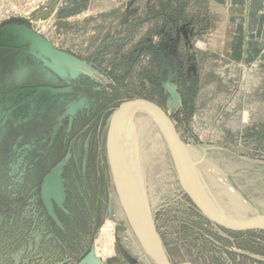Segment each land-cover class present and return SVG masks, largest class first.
Instances as JSON below:
<instances>
[{
  "label": "rangeland",
  "instance_id": "374dc122",
  "mask_svg": "<svg viewBox=\"0 0 264 264\" xmlns=\"http://www.w3.org/2000/svg\"><path fill=\"white\" fill-rule=\"evenodd\" d=\"M12 22L48 38L79 74L64 79L30 48L0 47V264H94L92 251L99 264H155L128 231L110 154L114 113L136 98L163 108L180 140L264 210V1L0 0V28ZM166 155L147 180L168 262L264 264V229L211 221L170 146ZM61 163L58 223L44 189ZM108 222L114 252L102 256Z\"/></svg>",
  "mask_w": 264,
  "mask_h": 264
},
{
  "label": "bare ground",
  "instance_id": "6f19581e",
  "mask_svg": "<svg viewBox=\"0 0 264 264\" xmlns=\"http://www.w3.org/2000/svg\"><path fill=\"white\" fill-rule=\"evenodd\" d=\"M69 65L75 69L79 68V65L72 63V61H69ZM87 68L84 70H88ZM175 99L178 104L180 99L177 95H175ZM117 115V118H113L112 121V132L109 140L113 170L116 183L120 189L119 198L123 210H126L125 216L127 218L125 221L129 224L128 231L132 235L138 232L141 239L139 244L142 245L148 259H152L157 264L149 251V246L153 243L159 248L161 257L166 264H170L166 259L162 244H160L158 233L153 227L152 204L148 187L151 176L149 175V180H147V171L156 166V160L159 159L161 162L167 157V148L170 146L176 158L178 175L182 177L176 142L164 117L152 106L143 103L128 104ZM183 156H185L183 169L186 171V183L196 199L210 212H214L227 222L238 225L264 221V210L258 209L239 192L236 185L228 177L229 175L220 170L219 164L214 158L207 162L204 157L202 158V153L197 147L187 146L184 142ZM202 162L208 168V170L206 169L207 173L201 170L200 164ZM163 164L165 165V163ZM197 164L201 174L196 169ZM150 173L153 174L151 171ZM114 228L113 222H108L103 227L105 242L102 244L99 242L98 255H111L114 252L112 246L114 242L112 230ZM136 247L138 248V245Z\"/></svg>",
  "mask_w": 264,
  "mask_h": 264
},
{
  "label": "water",
  "instance_id": "95a60500",
  "mask_svg": "<svg viewBox=\"0 0 264 264\" xmlns=\"http://www.w3.org/2000/svg\"><path fill=\"white\" fill-rule=\"evenodd\" d=\"M12 47L14 49L24 50L30 48L32 53L41 60L47 68H50L55 74L60 77L67 79L69 75H73L76 77L79 73L74 68L69 66V59L65 52H61L59 49L52 44V42L47 38H45L42 34L35 31L33 28L31 29L29 26L22 22L17 23H9L0 28V47ZM37 89L40 93L51 91V93H57L58 90L53 88H34ZM33 89V90H34ZM32 91V90H30ZM143 103L148 106H152L159 111L160 114L164 117L165 121L171 128L172 135L174 137V141L176 142L178 157L180 160V169L182 171V183L185 186L186 191L188 192L191 199L194 201L196 206L201 210L203 214H205L211 221H214L218 225L222 226L226 229L242 231V230H257L264 229V221H257L256 223H246L242 225H238L232 222H227L219 217L214 212H210L196 197L193 195L189 185L186 183V171L183 169L185 156H183V142L180 140L179 134L177 132V128L170 117L163 108H161L157 103L145 99L136 98V100H130L122 103L120 108L114 113V118H117V114L122 112V110L128 104H136ZM64 163L59 164L54 167L52 171L47 175L45 180V193H44V201L49 208L51 216L60 223V220L57 218V215L54 211L52 200L55 199L58 203L60 202L58 197V191L61 188V171L63 169ZM153 227L154 223H153ZM149 251L153 259L157 262V264H166L164 259H162L159 248L155 246L153 243L149 246ZM95 252L92 251L90 257L94 264H99L100 261L95 259ZM186 264H194L191 262H186Z\"/></svg>",
  "mask_w": 264,
  "mask_h": 264
},
{
  "label": "crops",
  "instance_id": "0c3cea01",
  "mask_svg": "<svg viewBox=\"0 0 264 264\" xmlns=\"http://www.w3.org/2000/svg\"><path fill=\"white\" fill-rule=\"evenodd\" d=\"M223 3H231V2H243V0H220ZM245 2H250V7L252 9L258 8L260 6V3H263L264 0H244Z\"/></svg>",
  "mask_w": 264,
  "mask_h": 264
},
{
  "label": "flooded vegetation",
  "instance_id": "af4514ba",
  "mask_svg": "<svg viewBox=\"0 0 264 264\" xmlns=\"http://www.w3.org/2000/svg\"><path fill=\"white\" fill-rule=\"evenodd\" d=\"M110 142V141H109ZM110 154H111V148H110ZM125 210V209H124ZM125 212H126V210H125Z\"/></svg>",
  "mask_w": 264,
  "mask_h": 264
}]
</instances>
